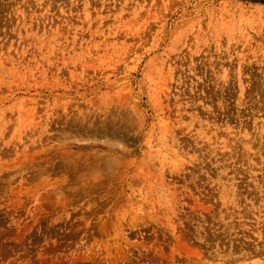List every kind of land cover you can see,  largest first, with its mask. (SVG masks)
<instances>
[{
  "label": "rangeland",
  "instance_id": "rangeland-1",
  "mask_svg": "<svg viewBox=\"0 0 264 264\" xmlns=\"http://www.w3.org/2000/svg\"><path fill=\"white\" fill-rule=\"evenodd\" d=\"M0 264H264V5L0 0Z\"/></svg>",
  "mask_w": 264,
  "mask_h": 264
},
{
  "label": "trees",
  "instance_id": "trees-1",
  "mask_svg": "<svg viewBox=\"0 0 264 264\" xmlns=\"http://www.w3.org/2000/svg\"><path fill=\"white\" fill-rule=\"evenodd\" d=\"M244 1L253 2V3H260V4L264 5V0H244Z\"/></svg>",
  "mask_w": 264,
  "mask_h": 264
}]
</instances>
